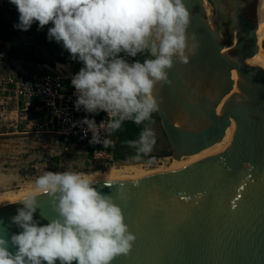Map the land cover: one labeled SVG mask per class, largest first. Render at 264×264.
<instances>
[{
    "label": "water",
    "instance_id": "1",
    "mask_svg": "<svg viewBox=\"0 0 264 264\" xmlns=\"http://www.w3.org/2000/svg\"><path fill=\"white\" fill-rule=\"evenodd\" d=\"M185 3L198 49L187 65L175 62L171 85L157 93L170 157L210 149L230 128L235 148L110 186L97 181L94 187L116 198L137 236L131 253L113 264H264V69L250 62L259 53L258 0ZM225 22L233 28L231 49ZM23 198L0 205V234L9 240L21 231L11 217ZM38 205L34 219L47 224L55 216L49 197L38 194Z\"/></svg>",
    "mask_w": 264,
    "mask_h": 264
},
{
    "label": "clouds",
    "instance_id": "2",
    "mask_svg": "<svg viewBox=\"0 0 264 264\" xmlns=\"http://www.w3.org/2000/svg\"><path fill=\"white\" fill-rule=\"evenodd\" d=\"M22 31L38 22L51 24L48 38L62 44L82 63L71 78L75 109L103 111L107 119L84 118L90 144L112 146L109 138L125 121L145 124L138 139L128 141L133 159L150 156L156 134L150 124L162 98L158 87L171 85L175 62L187 65L198 40L189 33L191 12L185 0H9ZM145 55L140 59H130ZM145 122H148L147 124ZM75 127V124L73 125ZM106 135L102 138L101 133ZM154 157L147 163L151 164ZM91 176L76 171H46L34 181L35 192L19 202L11 222L21 231L10 240L0 234V264H113L129 255L137 236L125 222L112 195L94 187ZM107 186L111 180H105ZM38 194H46L55 216L40 225L34 219ZM203 193H197V200ZM10 245L15 251H10Z\"/></svg>",
    "mask_w": 264,
    "mask_h": 264
},
{
    "label": "rangeland",
    "instance_id": "3",
    "mask_svg": "<svg viewBox=\"0 0 264 264\" xmlns=\"http://www.w3.org/2000/svg\"><path fill=\"white\" fill-rule=\"evenodd\" d=\"M222 35L226 48L231 49L234 33L229 22H225ZM19 41L29 43L31 40L21 33L14 42L18 43ZM58 64L61 71L65 69L67 73H72L71 64L62 66L60 63ZM16 66L19 71L22 70L26 73H32L37 69V66L33 64H28L25 68V63L22 61H18ZM6 71L9 72L8 64L0 63V72ZM153 130L156 134L153 151L158 154L167 148V142L158 124H155ZM63 143L55 136L25 130L23 122H19L16 129L14 127L7 128L0 117V204L34 193L35 179L46 171H76L91 176L92 173H103L112 168L113 177L116 178L115 180H120L176 169L195 162L193 158H185L181 163H177L170 156H154L151 164L147 163L148 160H132L117 162L111 168L99 170L88 165L87 158L78 145L67 142L66 146Z\"/></svg>",
    "mask_w": 264,
    "mask_h": 264
},
{
    "label": "built area",
    "instance_id": "4",
    "mask_svg": "<svg viewBox=\"0 0 264 264\" xmlns=\"http://www.w3.org/2000/svg\"><path fill=\"white\" fill-rule=\"evenodd\" d=\"M18 61H3L9 72H0V117L7 128H18L23 122L24 129L55 136L64 142L76 145L102 146L90 144L92 133L84 136L82 129L87 125L78 123L84 118L95 119L97 124L107 119V113H87L75 109L77 99L71 78L76 74L61 71L59 65L50 67L38 65L32 73L19 71ZM13 68V69H12ZM25 70V68H24ZM75 124V127L73 125ZM106 134L101 133L102 138ZM115 142L114 133L109 137ZM90 165L99 170L111 168L117 163L105 150L95 149L91 153Z\"/></svg>",
    "mask_w": 264,
    "mask_h": 264
},
{
    "label": "trees",
    "instance_id": "5",
    "mask_svg": "<svg viewBox=\"0 0 264 264\" xmlns=\"http://www.w3.org/2000/svg\"><path fill=\"white\" fill-rule=\"evenodd\" d=\"M18 16L19 14L15 6L10 4L9 0H3L0 5V60L22 61L25 63V68L28 64L35 66L47 64L50 67H55L56 64L60 63L71 64L74 73L80 70L83 66L82 63L73 60L68 51L63 48L62 44L57 43L54 39L50 40L48 38V28L52 26L51 24L40 29L38 22H34L29 30L22 31L13 27L14 24L18 23ZM21 33H24L31 41L29 43L24 41L15 43L14 41ZM144 58L147 57L145 55L140 56L141 61ZM152 120L154 121V123L150 124L152 128L155 124H158L160 127L159 118L156 113L153 114ZM145 123L147 124L148 122ZM144 126L145 124L137 125L132 121H125L121 128L114 132L115 142L112 146L104 148L103 146L81 144L78 145V148L85 154L88 165H90L91 153L95 149L105 150L110 153L116 162L132 161L135 160L133 159L135 149L130 147L127 142L138 139ZM60 141L63 140L60 139ZM63 145L67 146V142H64ZM154 156L151 153L150 156L142 157L141 160H148ZM157 156H170L168 143L167 148H164ZM55 160L57 161L58 159Z\"/></svg>",
    "mask_w": 264,
    "mask_h": 264
},
{
    "label": "bare ground",
    "instance_id": "6",
    "mask_svg": "<svg viewBox=\"0 0 264 264\" xmlns=\"http://www.w3.org/2000/svg\"><path fill=\"white\" fill-rule=\"evenodd\" d=\"M256 16H257V22H258L257 37H258L259 53L250 62L252 63V65L259 66L260 68L264 69V49L261 48V43L264 40V0H258ZM234 148H235L234 129L230 128V129H228L226 136L224 137L222 142H220L219 144L215 145L214 147H212L210 149H207V150H205V151H203L197 155H194L192 157H188L186 159L193 158V159H195V161H197L199 159L208 157V156L213 155V154L221 153V152L228 151V150L229 151L233 150ZM182 160L174 161V162L181 163ZM92 174L93 175H91V176L95 181H105V180L114 181L116 179L113 177L114 175H112L113 174L112 168L108 169L107 171H105L103 173H96L95 172ZM17 199H20V198L18 197ZM14 200H16V198L8 200L7 202L14 201ZM7 202H4V203H7Z\"/></svg>",
    "mask_w": 264,
    "mask_h": 264
},
{
    "label": "flooded vegetation",
    "instance_id": "7",
    "mask_svg": "<svg viewBox=\"0 0 264 264\" xmlns=\"http://www.w3.org/2000/svg\"><path fill=\"white\" fill-rule=\"evenodd\" d=\"M161 151H162V150H161ZM161 151H160V152H161ZM160 152H159V153H160ZM152 153H153L155 156H157V155L159 154V153H158V154H157V153L155 154L154 151H153ZM150 159H151V158H150ZM148 160H149V159H148ZM124 162H125V161H124Z\"/></svg>",
    "mask_w": 264,
    "mask_h": 264
},
{
    "label": "crops",
    "instance_id": "8",
    "mask_svg": "<svg viewBox=\"0 0 264 264\" xmlns=\"http://www.w3.org/2000/svg\"><path fill=\"white\" fill-rule=\"evenodd\" d=\"M2 1H3V0H0V5L2 4ZM58 65H59V64H58ZM60 65L62 66L63 64H60ZM67 65H68V64H67Z\"/></svg>",
    "mask_w": 264,
    "mask_h": 264
}]
</instances>
